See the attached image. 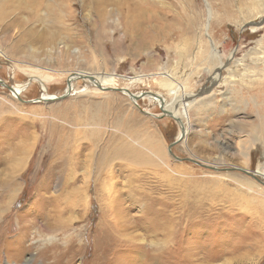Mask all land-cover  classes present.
Instances as JSON below:
<instances>
[{
	"label": "rangeland",
	"instance_id": "rangeland-1",
	"mask_svg": "<svg viewBox=\"0 0 264 264\" xmlns=\"http://www.w3.org/2000/svg\"><path fill=\"white\" fill-rule=\"evenodd\" d=\"M102 1L0 0V80L22 86L17 99L0 85V264H264V20L257 16L264 13L251 12L261 3ZM117 6L122 14L112 11ZM82 72L111 75L116 87L156 92L165 102L180 98L175 107L188 115V132L172 153L242 168L263 183L175 159L168 147L180 129L153 115L162 113L158 99L134 105L79 78L66 97L30 101L42 93L32 76L61 95L67 77ZM91 115L99 124L62 145L80 163L74 176L65 174L59 161L52 165L53 134ZM130 128L151 145L132 140ZM121 140L152 158L133 164L110 156ZM105 154L111 160L101 171L96 161ZM12 176L19 191L8 205L1 183ZM74 186L87 205H69ZM162 223L172 226L167 243V231L155 229Z\"/></svg>",
	"mask_w": 264,
	"mask_h": 264
},
{
	"label": "bare ground",
	"instance_id": "bare-ground-1",
	"mask_svg": "<svg viewBox=\"0 0 264 264\" xmlns=\"http://www.w3.org/2000/svg\"><path fill=\"white\" fill-rule=\"evenodd\" d=\"M107 1H111V0H103L102 2H107ZM131 1V0H130ZM132 2V1H131ZM259 2L261 3V8L260 9H252V11L251 12H256V13H258V12H261V10L263 11V13H264V0H259ZM115 3V2H114ZM135 6H136V4H134L133 3V6H131L132 8H133V10L134 9H136L135 8ZM120 9V6H117V7H115V9L113 8L112 9V11L113 12H115V11H117V12H119V13H121L122 14V11H121V9H120V11H118ZM263 15L264 14H262V15H257L258 16V19H260V20H264V18H263ZM102 16H105V14L104 13H102V14H100V17L102 18ZM256 16V17H257ZM122 17H123V15H122ZM125 19V18H124ZM123 19V20H124ZM258 23H260V22H258ZM254 27H256V26H254ZM261 27V26H260ZM264 27V26H263ZM215 51V50H214ZM216 52V51H215ZM212 57H213V55H211ZM221 64H223V62L221 61L220 63H219V66H221ZM217 67V66H216ZM219 77H221L220 76V74L218 73H216L214 76H213V79H218ZM79 78H82L84 81H86L87 82V84L90 86H92V89L95 91V92H104V91H106V90H111V89H114V88H118V87H116L114 84H113V82H112V76L111 75H108V74H101V73H96V74H94V75H92V74H90V73H88V72H82V73H75V74H70L68 77H67V81L69 80L70 82H71V84H70V87H69V95L70 94H72L76 89H75V85H74V83H75V81H77ZM262 78V77H261ZM32 80H35V81H38L39 82V85H40V87H41V89H42V93H41V96H40V98H44L45 100H54L55 98H57V97H60V96H62L64 93H65V89H66V87H65V89H64V92L61 94V95H57V94H54V95H52V94H48L47 93V91H46V86H45V84H44V81H45V79L44 78H40V77H38V76H32V78H30V81H32ZM1 82H3L2 80H0ZM3 83H5V82H3ZM26 83V82H25ZM6 84V83H5ZM8 85V84H7ZM25 86H26V84H24ZM9 86H11V88H12V90H9L10 91V94L13 96V97H15V98H17V99H20V91L22 90V86H20V85H15V84H12V85H9ZM24 86V87H25ZM123 89H126L127 90V88H124V87H122ZM106 89V90H105ZM109 90V91H110ZM128 92H130V91H128ZM121 93H123V94H125L127 97H128V99L134 104V105H138V99L136 100V99H133L131 96H130V94H128V93H124V92H121ZM131 93H133V94H137V93H139V92H131ZM186 96V95H185ZM143 97H147V96H143ZM184 97V96H183ZM183 97H181V98H183ZM150 98V97H149ZM163 99V103H164V109L165 110H167V111H169V112H172L176 117H178L179 119H181L182 120V116L181 115H183V116H187L186 118H187V123L185 124V122H183V120H182V124H183V128H184V134H183V136L181 137L180 135V133H179V136L177 137V139L176 140H178V138L179 137H181L180 138V140L185 136V134L188 132V122H189V119H188V115L186 114V113H184L183 112V110L182 111H179L180 109L178 108V107H175V103H177L178 101H180L181 99L180 98H173V99H171L170 101H166L165 102V99L164 98H162ZM45 100H43V101H45ZM178 104V103H177ZM142 111H144V112H146V113H150L148 110H144V108L142 109ZM93 114V113H92ZM96 115V114H95ZM95 115H91L90 117H88L87 119H86V121H85V124L83 125V126H80L78 123H76V121L73 119L72 121L74 122V124L72 125V127H74V128H72L73 130H70V131H67L66 130V126L65 127H61L60 128V131L58 132V136L57 137H54V134H53V128H49V135H48V137H49V140H50V138L52 137V134H53V138L51 139V142H52V140L53 141H55V139H56V141L54 142L55 143V145H56V150H57V154H56V159L55 160H52V165H53V163H56V162H58L59 161V165H62V168H63V170L62 171H64L65 172V174H68V175H71L72 174V176H74L75 175V172H76V170L78 169V167L80 166V163H79V161H77L76 160V158H74V156H73V154H74V151L73 150H71L72 151V154L71 155H67V153L69 152H67L66 150L67 149H65V147H62V145L63 144H65L66 145V143L69 141V140H72V138H74L73 136H75V134L77 133L78 134V132L80 133V130H78V129H93V128H95L96 127V125H95V123L97 122L98 124H99V121H101V119H95ZM154 116H156V117H158V116H162V113L161 114H153ZM102 117V116H101ZM162 117H164V116H162ZM107 118V117H106ZM104 119V118H103ZM79 120V119H78ZM78 120H77V122H78ZM135 121V120H134ZM80 122V121H79ZM104 122V121H103ZM118 122H119V120H118ZM96 123V124H97ZM101 123V122H100ZM115 123V122H114ZM264 123V121L262 120V124ZM70 124H71V122H70ZM116 124V123H115ZM128 124V123H127ZM92 125V126H91ZM129 125V124H128ZM131 125V124H130ZM264 125V124H263ZM108 126V125H107ZM92 127V128H91ZM129 127V126H128ZM132 127V126H131ZM136 128H138V127H136ZM135 128V129H136ZM70 129H71V127H70ZM96 129H98V127L96 128ZM96 129L94 130L95 131V133L94 134H96V132H98V131H96ZM120 129V128H119ZM124 129V128H123ZM135 129H129V131H131L133 134H135V137H131V139L132 140H134V141H136L139 145H145V144H148L149 142V136H147L146 134H138V130L139 129H137V130H135ZM78 130V131H77ZM259 130V129H258ZM82 132H84V131H82ZM130 132V133H131ZM136 132H137V134H136ZM261 132V131H260ZM101 133V132H100ZM93 134V133H92ZM93 134V135H94ZM116 134V133H115ZM125 134V133H124ZM71 135H72V137H71ZM87 135V134H86ZM127 135V134H126ZM95 136V135H94ZM128 136V135H127ZM262 137V136H261ZM99 138V137H98ZM176 140H174V141H176ZM97 141V140H96ZM173 141V142H174ZM70 142V141H69ZM102 142V141H101ZM110 142V141H109ZM112 142V141H111ZM111 142H110V144H111ZM155 142V141H154ZM97 143V142H96ZM100 144V143H99ZM150 144V143H149ZM98 145V144H97ZM151 145V144H150ZM29 146H30V144H29ZM108 146V145H107ZM109 146H111V145H109ZM112 148V147H111ZM110 148V149H111ZM162 149V148H161ZM247 149V148H246ZM250 149V148H249ZM112 150V152H111V155L110 156H112V157H114V158H119V160L120 159H122V158H124V159H128L129 160V162L131 161L133 164H135V163H139L140 161H150V159L152 158H146L145 157V155L142 153V152H140V150L137 148V147H135V146H133L132 145V143L130 142H127V141H125V142H123V140H121L115 147H113V149H111ZM242 150H243V148H242ZM245 151V150H244ZM249 152V151H248ZM248 152H246V154L248 153ZM94 153V152H93ZM109 153V152H108ZM107 153V154H108ZM242 153H243V151H242ZM103 154V153H102ZM155 154V153H154ZM245 155V154H244ZM103 156V155H102ZM109 155H108V157H107V155L105 154L103 157H101V158H99L96 162H97V165L101 168L100 170L102 171V169L104 168L105 169V167L108 165V162L111 160V159H109V158H111ZM160 157V156H159ZM20 159V158H19ZM25 160V159H24ZM247 160V159H246ZM245 160V161H246ZM250 160V159H249ZM248 160V161H249ZM22 161V160H21ZM18 162L17 164H19V166H21L22 164L23 165H26V161L23 163V161L22 162ZM88 162H91V159H89V160H87ZM112 161H113V159H112ZM123 161V160H122ZM152 161H154V160H152ZM247 162V161H246ZM118 163V162H117ZM149 163H151V162H149ZM148 163V164H149ZM79 164V165H78ZM128 164V163H127ZM22 165V166H23ZM87 165V162L85 163L84 162V164L83 165H81V167L83 168V170H84V172L85 173H87V174H89L90 172H91V169L89 168L90 167V165H92V164H89L88 163V168L86 167L85 168V166ZM109 165H110V163H109ZM142 165V164H141ZM150 165V164H149ZM18 166V167H19ZM121 166V165H120ZM51 167V166H50ZM111 167V166H110ZM213 167H215L216 168V166H213ZM62 168H60V170L62 169ZM112 168V167H111ZM233 168V167H232ZM18 169H20V168H18ZM238 169V168H237ZM69 171V172H68ZM110 171V170H109ZM127 171V170H126ZM93 172V171H92ZM103 172H104V170H103ZM103 172H102V174H103ZM109 174V173H108ZM63 176H64V174H62ZM104 175V174H103ZM100 177V176H99ZM14 178H15V176H12V177H10L9 178V180L10 181H8L7 183H5L4 181H2V183H1V185L3 186V188H4V192L5 193H7V198H8V202L6 203V204H11L12 203V201L15 199V197L17 196V192L19 191V187H18V184H19V182H17V179H16V181L14 180ZM76 177H74L73 179H75ZM108 178V177H107ZM106 178V179H107ZM132 178V177H131ZM68 179V178H67ZM72 179V178H71ZM72 179V180H73ZM103 179H104V177H103ZM109 179V178H108ZM62 180H63V178H62ZM96 180V179H95ZM99 179H97V181H98ZM115 180V179H114ZM75 181V180H74ZM104 181V180H103ZM102 181V182H103ZM85 182V181H84ZM87 182V181H86ZM85 182V183H86ZM95 182V181H94ZM111 182V181H110ZM72 183V182H71ZM263 183V182H262ZM95 184H97V183H95ZM256 184L258 185V186H260L257 182H256ZM86 185V184H85ZM103 187H104V190H106V185L105 184H101ZM67 186V185H66ZM87 186V185H86ZM109 186H110V184H108L107 185V187L109 188ZM83 187V186H82ZM88 187H90L89 185H88ZM81 189H83V188H81L80 186H74L73 187V191H72V197H71V200L69 201V205L70 206H72V207H74V206H76V203L77 202H79V201H83L84 203L87 201V196H86V193H83V192H81ZM85 190H86V188H85ZM88 190V189H87ZM186 191V190H185ZM10 192H13V194H11ZM100 192V191H99ZM3 196V195H2ZM186 196V195H185ZM70 197V196H69ZM5 200V199H4ZM7 200V199H6ZM2 201H3V198H2ZM1 202V201H0ZM86 204V203H85ZM85 204H84V206H85ZM7 205V206H8ZM87 205V204H86ZM6 206V205H5ZM163 206V205H162ZM3 207H1V209H2ZM5 208V207H4ZM72 210V209H71ZM60 212V211H59ZM64 212H66V211H64ZM36 215V214H35ZM51 218V217H50ZM129 219V218H128ZM57 220V221H56ZM74 220V219H73ZM119 220V219H118ZM171 221H172V219H170ZM55 221L56 222H58L59 221V224H60V227H61V229H63V228H66V223H65V220H63L62 218H61V216H60V214H58L57 213V215L55 216ZM71 221V220H70ZM120 221V220H119ZM125 221V220H124ZM169 221V220H168ZM198 221V220H197ZM68 222H69V220H68ZM114 224V223H113ZM122 224V223H121ZM120 224V225H121ZM129 224V223H128ZM127 224V225H128ZM3 225V223L1 224L0 223V226H2ZM31 225V224H30ZM46 224H44V226H45ZM57 225H58V223H57ZM68 225V224H67ZM118 225V224H117ZM115 226V225H114ZM120 228V227H119ZM122 228V227H121ZM159 228H161L162 230H163V232H165V231H167V238L166 237H164L163 238V242L164 243H167V242H169L170 241V239L172 238L171 237V235H170V233H171V231H172V226H169V225H167V224H156V226H155V229L158 231L159 230ZM19 229H21L20 227L18 228V230ZM57 229V228H56ZM60 229V230H61ZM171 229V230H170ZM175 229V228H174ZM192 229H194V228H192ZM120 230V229H119ZM125 230V229H124ZM150 230V229H149ZM152 230V229H151ZM69 231V230H68ZM116 232V231H115ZM174 232V231H173ZM121 233V232H120ZM136 233H138V232H136ZM135 232H134V234H136ZM133 234V235H134ZM122 236H126V234L125 233H123V234H121ZM132 235V236H133ZM151 235V234H150ZM127 237V236H126ZM166 238V239H165ZM163 247V246H162ZM164 248V247H163ZM157 252V251H156Z\"/></svg>",
	"mask_w": 264,
	"mask_h": 264
},
{
	"label": "water",
	"instance_id": "water-1",
	"mask_svg": "<svg viewBox=\"0 0 264 264\" xmlns=\"http://www.w3.org/2000/svg\"><path fill=\"white\" fill-rule=\"evenodd\" d=\"M70 84H71V82L68 80L67 83H66L65 93H64L62 96L57 97V98H55V99H60V98H63V97L68 96V95H69V87H70ZM0 85H1V86H5V87H6L7 89H9V90H12L11 86H9V85H7V84L1 82V81H0ZM111 90H113V91H119V92H124V93H128V94H130V96H131L133 99H136V100L142 98L143 96H147V97H150V98L158 99V101H159L158 105H159V107H160V109H161L162 115H163V116H168V117L173 118V119L177 122V124H178V126H179L180 134H181L180 136H181V137L183 136V134H184L185 131H184V128H183L184 126H183V124H182V120L179 119L178 117H176L172 112H169V111H167V110L164 109V107H163V106H164L163 99H162V97H161L158 93H156V92H151V91H143V92H139V93H137V94H133V93L128 92V90L123 89V88H114V89H111ZM41 97H42V96H41ZM43 100H45V99H44V98L42 99V98L38 97V98L32 99V100H30V101H32V102H36V101H43ZM45 101H49V100H45ZM181 137H179L178 140L172 142V143L169 145V147H168V151L170 152V154H171L175 159H178V160H187V161H190V162H192V163H195V164H197V165H199V166H202V167H205V168H209V169H212V170H215V171H223V170H226V171H235V170H238V171H241V172L245 173L246 175H248V176H250V177L256 179V180L259 181V182H263V181H260V180L257 178V176H255V174H254L253 172H251V171H245V170H243L242 168H238V169H237V167H233V168H215V167H213V166H210V165H206V164L200 163L199 161H197V160H195V159H191V158H182V159H180L179 157L175 156V155L172 153V151H171V147H172L173 145H175L178 141H180V138H181ZM263 184H264V183H263Z\"/></svg>",
	"mask_w": 264,
	"mask_h": 264
}]
</instances>
